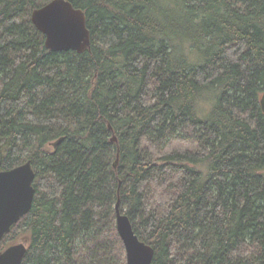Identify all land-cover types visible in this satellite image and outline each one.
Instances as JSON below:
<instances>
[{
    "label": "trees",
    "instance_id": "obj_1",
    "mask_svg": "<svg viewBox=\"0 0 264 264\" xmlns=\"http://www.w3.org/2000/svg\"><path fill=\"white\" fill-rule=\"evenodd\" d=\"M49 1L0 0V168L35 174L0 252L126 264L119 200L151 264H264V0H67L82 54L45 48Z\"/></svg>",
    "mask_w": 264,
    "mask_h": 264
},
{
    "label": "water",
    "instance_id": "obj_2",
    "mask_svg": "<svg viewBox=\"0 0 264 264\" xmlns=\"http://www.w3.org/2000/svg\"><path fill=\"white\" fill-rule=\"evenodd\" d=\"M30 20L44 36V46L50 52L82 54L90 48L85 14L67 0H50L32 10ZM259 106L264 115V91L259 98ZM61 140L53 142L51 147L55 148ZM111 142L117 143L114 135ZM117 162L118 154L114 168ZM34 179L30 161L7 171L0 168V241L29 212L35 194ZM115 227L124 247L126 264H151L154 251L135 235L128 217L119 211V200L115 205ZM26 251L27 238H21L0 252V264H20Z\"/></svg>",
    "mask_w": 264,
    "mask_h": 264
}]
</instances>
